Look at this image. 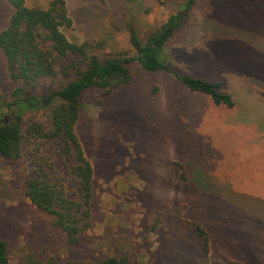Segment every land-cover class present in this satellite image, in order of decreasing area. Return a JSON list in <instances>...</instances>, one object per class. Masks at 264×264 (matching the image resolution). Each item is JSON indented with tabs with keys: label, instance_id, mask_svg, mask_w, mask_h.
<instances>
[{
	"label": "rangeland",
	"instance_id": "rangeland-1",
	"mask_svg": "<svg viewBox=\"0 0 264 264\" xmlns=\"http://www.w3.org/2000/svg\"><path fill=\"white\" fill-rule=\"evenodd\" d=\"M48 1L25 5L42 8ZM63 1L71 25L62 33L72 43L86 42V53L100 61L120 51L135 55L129 28L144 40L168 16L180 14L161 62L173 73L219 81L217 90L231 93L233 105H215L171 73L137 64L129 66V81L107 94L85 89L73 129L92 169L89 222L76 245L66 244L52 217L24 195L28 148L14 160L0 156V239L8 264L110 256H126L132 264H264V144L249 142L261 134L254 132L261 96L253 92L257 88L264 97V0H194L186 12L187 0ZM10 13L0 0V30ZM17 85L0 53L5 122L20 110L7 106ZM48 90L43 85L33 92ZM46 113L23 111L24 126H46ZM56 167L64 172L61 162ZM69 178L72 198L75 181Z\"/></svg>",
	"mask_w": 264,
	"mask_h": 264
},
{
	"label": "trees",
	"instance_id": "trees-1",
	"mask_svg": "<svg viewBox=\"0 0 264 264\" xmlns=\"http://www.w3.org/2000/svg\"><path fill=\"white\" fill-rule=\"evenodd\" d=\"M11 6L6 25L0 30V53L8 78L18 84L14 99L7 106L20 110L8 121L0 119V156L14 160L26 147L31 156L29 177L23 181L24 195L39 211L52 217V223L65 236V243L74 246L78 235L89 222L88 203L91 196L92 169L85 159L74 133L80 94L91 87L107 94L113 87L129 81V66L137 64L145 71L164 70L177 78L188 90L207 95L215 105H233L229 94L219 92V82L180 75L169 71L160 60L164 43L176 28L180 14H173L147 36L139 39L128 29L134 56L116 52L100 61L87 54V43H72L61 28L70 27L63 0H49L46 7L33 8L25 0H5ZM194 0L184 3L186 12ZM75 55L83 61L67 59ZM67 60V61H65ZM46 85L48 91L33 92ZM44 109L46 126L29 121L25 125L23 111ZM22 110V111H21ZM65 159L71 161L65 163ZM61 162L64 172L56 163ZM75 181V192L68 197L66 178ZM79 196V198H78ZM199 235L202 229L195 225ZM0 264H8L5 244L0 239ZM64 264H132L126 256H110L95 262L73 261Z\"/></svg>",
	"mask_w": 264,
	"mask_h": 264
},
{
	"label": "crops",
	"instance_id": "crops-1",
	"mask_svg": "<svg viewBox=\"0 0 264 264\" xmlns=\"http://www.w3.org/2000/svg\"><path fill=\"white\" fill-rule=\"evenodd\" d=\"M219 82V81H218ZM220 86V85H219ZM256 90L253 92V95L258 99L259 95L261 96L260 99H258V104L256 105V111L259 109L262 111V118L261 119H258V124L259 125L258 127H254V132L257 133V131H261V134H259L258 137H256L254 135H251V138L249 140L253 142V144H257V143H261V144H264V97H262L261 95V91H259L257 88H255ZM263 89V88H262ZM263 92V96H264V91ZM223 93H226V92H223ZM228 94H231L228 92ZM260 107V108H258ZM233 121H230V123H232ZM246 122H248L247 119L243 120V124H246ZM248 142V143H249ZM231 182H233L232 180H230ZM225 183H227L226 181H224ZM233 185V183H232Z\"/></svg>",
	"mask_w": 264,
	"mask_h": 264
}]
</instances>
